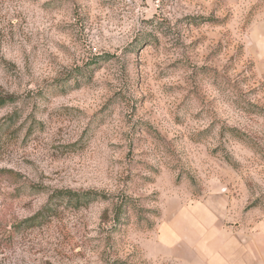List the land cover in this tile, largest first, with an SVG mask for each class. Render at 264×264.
<instances>
[{
  "label": "rangeland",
  "instance_id": "374dc122",
  "mask_svg": "<svg viewBox=\"0 0 264 264\" xmlns=\"http://www.w3.org/2000/svg\"><path fill=\"white\" fill-rule=\"evenodd\" d=\"M0 264H264V0H0Z\"/></svg>",
  "mask_w": 264,
  "mask_h": 264
}]
</instances>
